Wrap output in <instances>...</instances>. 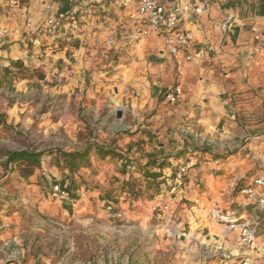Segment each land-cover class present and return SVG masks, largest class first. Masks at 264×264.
Returning a JSON list of instances; mask_svg holds the SVG:
<instances>
[{"label":"rangeland","instance_id":"374dc122","mask_svg":"<svg viewBox=\"0 0 264 264\" xmlns=\"http://www.w3.org/2000/svg\"><path fill=\"white\" fill-rule=\"evenodd\" d=\"M79 1L73 0V3ZM256 2L232 0L231 10L248 23L250 5ZM104 21L102 15L97 19L99 23ZM114 25L118 28L120 23ZM217 26L220 29V25ZM259 26L262 28L252 30L254 34H264V17L260 18ZM245 27L251 30V24H244ZM111 35L112 39L104 35L90 45L95 50L96 64L85 71L86 75H93L87 80L90 83L81 86L69 83L73 74L69 66L61 70L56 64L28 68L22 64L15 67L14 63L7 66L10 67L8 74L0 66V264H219L221 251L231 255L229 264H243L245 258L249 259L247 264H264V221L258 229L256 246L240 248L238 229L228 228L209 216L213 206L191 208V201L182 197L176 205L179 204L180 211L181 206L186 205L190 213L184 215L171 208L164 198L169 188H175L172 173L171 185L163 180L165 185L158 193L150 189L148 196L131 199L120 191L119 181L128 178L120 169L130 162L124 149L125 141L134 135L131 129L136 118L130 104L136 95L132 92L133 86L125 87L127 91L123 94L124 87L111 78H103L117 71L123 57L114 52L120 39L119 30ZM72 46L78 47V42ZM94 77L101 80L92 79ZM175 104L166 102L163 93L155 106L141 108L142 115L146 119L156 110H167ZM241 107L238 114L235 113L239 124L235 132H240L230 140L234 147L211 149L215 157L225 159V155H231L237 168L234 173H240L233 181L235 189L230 197L248 185L261 169L256 150L243 147L246 142L255 141L253 137L261 135L249 132L245 125L262 121L264 108L257 106L259 112H252L254 123H251V118L243 113L246 109ZM118 110L122 113L120 118L116 117ZM218 136L208 139L215 142ZM186 143L191 149H207L201 148L200 136ZM88 145L112 149L118 156L102 159L91 152L90 166L74 172L61 162V166L57 165L55 150L76 151ZM26 147L43 152L39 168L25 175L23 162L11 169L2 167L5 151ZM186 174L182 184L174 185L176 190L184 185ZM55 183L70 191L69 200L50 196ZM241 196L240 204L232 202L231 198L215 203L226 207L227 211L244 207L250 210L253 205ZM156 202L169 204L189 237L176 239L164 233L152 211ZM107 204H112L114 210L108 212ZM259 213L263 216L264 209ZM210 234L232 243L225 249V241L222 245L207 244L204 237L208 240Z\"/></svg>","mask_w":264,"mask_h":264},{"label":"crops","instance_id":"0c3cea01","mask_svg":"<svg viewBox=\"0 0 264 264\" xmlns=\"http://www.w3.org/2000/svg\"><path fill=\"white\" fill-rule=\"evenodd\" d=\"M66 1L69 5L66 11L74 13L79 23L78 31L71 29L69 23L56 32L44 27L47 14L61 12L63 2L59 0H20L15 6L1 2L0 27L7 32L0 36V66L7 67L17 62L28 68L56 64L64 70L69 66L73 72L69 83L81 86L90 83L87 80L93 77L85 74L96 64L95 50L90 46L94 44L93 40L104 35L106 39H112L111 34L118 29L120 39L114 52L123 55L122 62L111 77L103 78H111L124 87L123 94L127 91L125 87H134L135 101L131 99L130 105L134 107L131 111L136 124L131 129L134 135L125 141L124 149L130 162L145 164L154 159L164 162V181L167 183L172 180L169 177L171 173L174 175L178 165L187 164L184 185L176 190L174 183L175 188H169L164 198L173 209L179 210L176 203L182 197L191 201V208L216 206L227 211L226 207L215 202L229 198L240 204V192L230 197L235 189L233 181L240 174L234 173L237 168L232 156L225 155V159L215 157L212 150L215 147L220 150L234 147L230 140L240 132H235V127L239 125L235 119L239 106L246 109L243 113L251 118V123H254L252 112H259L257 106L260 104L264 108V54L256 52L258 42L254 38L261 33L252 32L262 28L259 22L264 16L252 14L251 6L255 3L250 5L247 18L251 24L250 31L244 28V24L248 23L235 14L233 27L228 33L223 34L218 29L217 25L232 9V1L224 6L215 5L198 21H192L190 27L197 44L203 49V58L187 63L174 59L166 51L162 34H141V25L130 16L138 7L139 0H80L78 4H74L73 0ZM98 15L106 21L97 22ZM28 19H31L29 25ZM118 23L119 27L114 28V24ZM77 42L78 47H73L72 43ZM92 79L101 80L97 77ZM176 84L183 87V96L177 104L167 110H156L145 119L141 108L155 106L161 95ZM245 103L247 105L244 106ZM262 115L259 123L245 125L249 132L261 134L243 147L256 150L255 155L261 162L256 176L264 174V113ZM214 134L219 135L218 141L208 139L209 136L216 137ZM197 136L201 137V148L207 149L189 148L186 142ZM181 207L180 213H190H187L186 205ZM209 236L208 240L204 237L207 244L216 242L222 245L221 242L225 241L219 235L216 238L211 234ZM231 243L227 241L223 248Z\"/></svg>","mask_w":264,"mask_h":264},{"label":"built area","instance_id":"2783aa9c","mask_svg":"<svg viewBox=\"0 0 264 264\" xmlns=\"http://www.w3.org/2000/svg\"><path fill=\"white\" fill-rule=\"evenodd\" d=\"M232 0H139L138 7L131 13V19L141 25V34L144 36H156L162 34L166 51L176 60L184 62H196L203 58V49L197 44L190 27L192 21L208 13L215 5L224 6ZM8 6L17 5L20 0H0V3ZM47 9L50 6H46ZM234 13L229 10L220 23V31L225 34L233 27ZM31 19H28V25ZM66 23L73 30H78L79 23L71 11L50 13L45 16L43 25L50 32H56ZM32 29H34L32 27ZM7 30L0 27V36ZM258 42L256 52L264 54V36H254ZM183 96V87L180 84L173 85L164 92L166 102L177 103ZM187 164L178 166L174 173L173 183L182 184L187 173ZM165 185V182L164 184ZM245 196L248 204L253 205L249 211H224L219 207H211L209 216L212 220L225 224L228 228L238 229V245L240 248H254L257 244L260 213L264 209V174L255 176L251 182L239 190ZM50 196L54 199L67 201L71 197L70 191L59 183L51 186ZM108 212L113 211L112 204L106 205ZM155 218L161 222V227L167 236L176 239L187 238L189 233L183 225L177 221L174 212L166 202H156L152 206ZM231 255L221 251L219 264H229ZM248 258L243 264H247Z\"/></svg>","mask_w":264,"mask_h":264},{"label":"trees","instance_id":"16d2710c","mask_svg":"<svg viewBox=\"0 0 264 264\" xmlns=\"http://www.w3.org/2000/svg\"><path fill=\"white\" fill-rule=\"evenodd\" d=\"M59 1L63 2L60 8L61 12L69 9L66 0ZM251 11L254 16H264V0H257V2L251 6ZM14 66L21 67L22 65L15 63ZM9 69L10 67H4L3 71L8 74L10 71ZM91 152H94L102 159L107 156H118L112 149L93 145H88L81 150L69 152L57 149L55 150L57 165L61 166V162L70 172H74L81 167H89ZM3 155L5 159L1 162V165L4 169H11L13 165L23 162L26 169L25 175H30L34 169L40 167L43 152L26 147L18 150H7ZM164 168L165 163L157 160H149L145 164H137L133 161L128 164L125 163L120 171L124 175L127 174L128 178L119 181L120 191L124 192L125 195L131 199H136L143 195L148 196V191L150 189L158 193L163 185L165 175L163 171ZM65 206L68 207L67 205ZM263 221L264 215H261L259 228H261Z\"/></svg>","mask_w":264,"mask_h":264},{"label":"water","instance_id":"95a60500","mask_svg":"<svg viewBox=\"0 0 264 264\" xmlns=\"http://www.w3.org/2000/svg\"><path fill=\"white\" fill-rule=\"evenodd\" d=\"M121 114H122L121 111L118 110V111L116 112V117H117V118H120V117H121Z\"/></svg>","mask_w":264,"mask_h":264}]
</instances>
